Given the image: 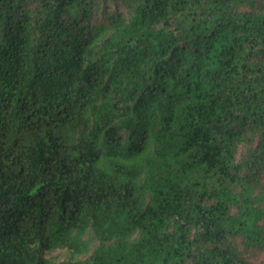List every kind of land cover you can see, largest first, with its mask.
<instances>
[{
    "label": "trees",
    "instance_id": "obj_1",
    "mask_svg": "<svg viewBox=\"0 0 264 264\" xmlns=\"http://www.w3.org/2000/svg\"><path fill=\"white\" fill-rule=\"evenodd\" d=\"M0 264H264V0H0Z\"/></svg>",
    "mask_w": 264,
    "mask_h": 264
}]
</instances>
